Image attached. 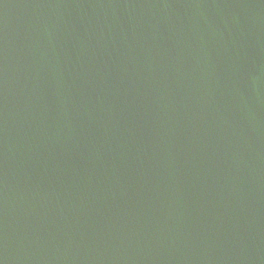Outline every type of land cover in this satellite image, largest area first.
Instances as JSON below:
<instances>
[{
	"label": "water",
	"instance_id": "water-1",
	"mask_svg": "<svg viewBox=\"0 0 264 264\" xmlns=\"http://www.w3.org/2000/svg\"><path fill=\"white\" fill-rule=\"evenodd\" d=\"M0 264H264V0H0Z\"/></svg>",
	"mask_w": 264,
	"mask_h": 264
}]
</instances>
